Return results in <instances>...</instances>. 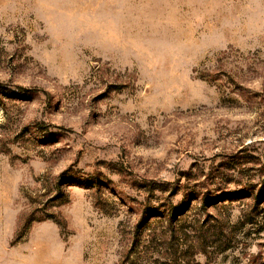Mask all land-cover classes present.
Instances as JSON below:
<instances>
[{
	"label": "rangeland",
	"instance_id": "rangeland-1",
	"mask_svg": "<svg viewBox=\"0 0 264 264\" xmlns=\"http://www.w3.org/2000/svg\"><path fill=\"white\" fill-rule=\"evenodd\" d=\"M158 237L264 264V0H0V264Z\"/></svg>",
	"mask_w": 264,
	"mask_h": 264
},
{
	"label": "trees",
	"instance_id": "trees-1",
	"mask_svg": "<svg viewBox=\"0 0 264 264\" xmlns=\"http://www.w3.org/2000/svg\"><path fill=\"white\" fill-rule=\"evenodd\" d=\"M172 236L175 237L174 233L171 231L168 238H171ZM154 238H156V236ZM163 238L164 237H158V239H160L159 241L162 246H164V244L167 245V247L164 250L165 256H163V258L166 259V262L162 264H197L195 263V259L193 258V252L197 250L205 251L203 249L204 248L203 243L199 245V244H195L189 241V243L185 242L182 244L177 243L176 245H173L171 241L172 239L171 240L169 239L168 242L165 243L164 241L166 239H163ZM201 240H203V238H201ZM197 246L200 248H198Z\"/></svg>",
	"mask_w": 264,
	"mask_h": 264
}]
</instances>
